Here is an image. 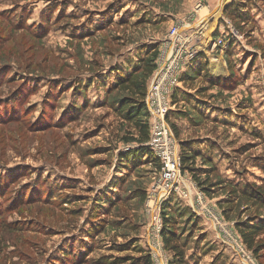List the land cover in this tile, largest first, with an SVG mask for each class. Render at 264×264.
Segmentation results:
<instances>
[{"label": "rangeland", "instance_id": "obj_1", "mask_svg": "<svg viewBox=\"0 0 264 264\" xmlns=\"http://www.w3.org/2000/svg\"><path fill=\"white\" fill-rule=\"evenodd\" d=\"M232 1L0 0V264H169L147 248L164 218L186 264H264V234L253 255L235 230L264 208L234 193L264 190V2L239 23L223 14ZM176 26L198 48L189 68L208 74L172 98L178 153L194 159L158 208L159 170L119 159L146 146L113 84Z\"/></svg>", "mask_w": 264, "mask_h": 264}, {"label": "trees", "instance_id": "obj_2", "mask_svg": "<svg viewBox=\"0 0 264 264\" xmlns=\"http://www.w3.org/2000/svg\"><path fill=\"white\" fill-rule=\"evenodd\" d=\"M259 2L264 0H233L224 9V16L232 22L242 23L244 17L248 20L251 19V9L256 7ZM231 40H228L230 52ZM159 50L157 48H150L143 58H137V66L131 71L117 70L115 71L116 81L113 84L116 90L128 93V97L123 98L117 102L116 113L126 123L132 125L138 132L139 137L134 142L139 146L146 144L149 136V115L145 105V96L148 84L156 70V58ZM208 74L207 65H199L195 69H191L188 73H185L181 77L183 83L190 82L191 76L197 74L201 76ZM205 77V76H204ZM187 81V82H184ZM178 92V89L175 93ZM175 93L173 99L176 98ZM173 104H176L175 102ZM79 109H76L78 111ZM169 121V116L167 118ZM182 154L180 159L182 164L192 163L194 155L192 152L182 146ZM187 150H189L187 152ZM119 159L123 163H127L129 166H138L142 162H148L155 170L160 169L159 161L150 153L147 147H140L137 150H129L127 152L119 153ZM144 158L145 160H142ZM186 168V167H185ZM187 169V168H186ZM242 189L235 188L234 193L240 192V197L250 202L255 208H264V190L262 187H256L255 185L242 186ZM204 193H210L208 187H204ZM103 202V201H102ZM218 206L223 210L222 205ZM163 227L161 231V240L163 248L166 252L172 255L173 261L169 264H186L185 263V251L184 244L180 242V237L175 230V223L168 222L163 219ZM235 230L241 239V243L244 248L251 252L253 255H257L260 248V235L264 234V219H260L253 216H247L244 221L235 223ZM147 262L150 263L149 259Z\"/></svg>", "mask_w": 264, "mask_h": 264}, {"label": "built area", "instance_id": "obj_3", "mask_svg": "<svg viewBox=\"0 0 264 264\" xmlns=\"http://www.w3.org/2000/svg\"><path fill=\"white\" fill-rule=\"evenodd\" d=\"M180 30L183 29L178 26L169 30L167 36L169 42L160 53L158 52L155 63L156 70L148 84L145 96V105L149 115V136L145 146L160 164L153 189L160 190L159 185H161V190H164V194L157 198L158 208L169 198L172 186L170 188L167 186L176 178L181 163L176 141L167 120L171 110L172 97L179 88L181 77L189 70V63L195 59L194 56L197 55L198 49L196 46L191 47L186 43V37L182 36L183 33ZM185 194L183 193V195ZM194 197L196 204H204L202 194L196 192ZM210 218L212 217L210 216ZM154 229L157 231L150 229L149 234L151 233L153 238L155 235V242L151 245L147 241V248L150 250L149 254L153 253L156 258L163 247L161 246L162 240L156 234L158 227Z\"/></svg>", "mask_w": 264, "mask_h": 264}, {"label": "crops", "instance_id": "obj_4", "mask_svg": "<svg viewBox=\"0 0 264 264\" xmlns=\"http://www.w3.org/2000/svg\"><path fill=\"white\" fill-rule=\"evenodd\" d=\"M192 68H189V70L188 71H190ZM184 75V74H183ZM180 92V89H179V91L176 93V94H178ZM174 106V105H173ZM172 108H174V107H172ZM169 115H171L170 113H169ZM169 119H170V117H169Z\"/></svg>", "mask_w": 264, "mask_h": 264}, {"label": "bare ground", "instance_id": "obj_5", "mask_svg": "<svg viewBox=\"0 0 264 264\" xmlns=\"http://www.w3.org/2000/svg\"><path fill=\"white\" fill-rule=\"evenodd\" d=\"M213 18V17H212Z\"/></svg>", "mask_w": 264, "mask_h": 264}]
</instances>
